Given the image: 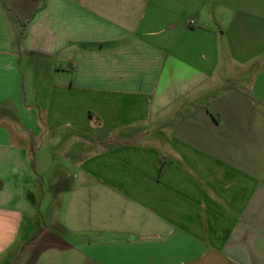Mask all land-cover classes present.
Masks as SVG:
<instances>
[{"label":"crops","instance_id":"obj_1","mask_svg":"<svg viewBox=\"0 0 264 264\" xmlns=\"http://www.w3.org/2000/svg\"><path fill=\"white\" fill-rule=\"evenodd\" d=\"M0 264H264V0H0Z\"/></svg>","mask_w":264,"mask_h":264},{"label":"rangeland","instance_id":"obj_2","mask_svg":"<svg viewBox=\"0 0 264 264\" xmlns=\"http://www.w3.org/2000/svg\"><path fill=\"white\" fill-rule=\"evenodd\" d=\"M36 144H38V141L36 142ZM55 174L56 173L54 172H49V171L46 172L45 176L43 177V180H44V185L42 187L43 193L41 196H39V199L42 202V207L44 210V212L41 215L44 218L45 223H47V228L50 231H55L57 229L56 225L52 224V218L50 216V211L53 209V206L51 205L50 201H48L50 196L54 198L55 188L52 186V181L55 178ZM59 235H64V234H59ZM31 254L34 257L35 253L34 254L31 253ZM31 254H30L29 260L30 258H32Z\"/></svg>","mask_w":264,"mask_h":264}]
</instances>
